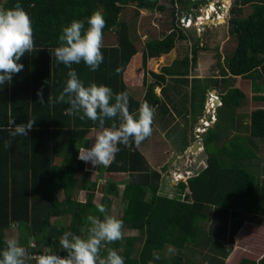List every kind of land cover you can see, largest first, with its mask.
Listing matches in <instances>:
<instances>
[{
	"label": "trees",
	"instance_id": "trees-1",
	"mask_svg": "<svg viewBox=\"0 0 264 264\" xmlns=\"http://www.w3.org/2000/svg\"><path fill=\"white\" fill-rule=\"evenodd\" d=\"M200 2L203 0H166L168 7H165L159 0H19L31 18L35 47L19 61L24 68L13 76L12 82L0 85V128H7L10 120L20 124L34 118L36 122L27 137L13 138L7 132H0V250L5 247V230L14 225L19 231V245L28 253L26 264H33L35 261L30 257L46 251L65 256L67 253L60 248L59 238L65 232L85 236L90 226L87 216L102 218L95 205L103 204L109 212L114 197L122 203L115 217L123 221V228L134 233L123 234L122 240L107 247L116 249L125 264H183L179 254L164 258L157 252L164 245L180 249L185 244L197 243L200 222L210 219L212 223L202 235V246L210 251L207 264H264V251L255 259H248L242 256L239 243L234 240V235L246 228L258 233L255 237L264 235V164L254 162L256 141L264 140L263 108L249 111L248 137H230L226 145L219 147L224 151L223 158L214 152L218 149V137L214 133L199 137L202 152L206 154L204 167L184 180L168 184L164 191L161 188L163 170L149 168L135 144L118 145L120 151L107 166L91 167L79 160L78 150L87 146V131L98 128V124L87 118L80 120L79 114L66 116L64 110L68 105L47 101L49 95L55 100L63 90L69 71L50 53L59 46L62 27L72 20L85 21L87 26L86 17L93 11L101 12L106 21L103 37L106 32H113L115 43L103 41V63L97 71H91L83 61L72 67L85 86L95 82L109 86L114 93L128 92L130 112H136L145 101L155 111L164 107L163 100L168 99L173 81L181 85L190 81V94H194L198 79L187 80L186 75L194 69L197 57L206 46H218L223 36L212 35V31L223 30L225 25L227 33L234 36V47L224 57L219 73L211 72L201 80L217 89L221 104L216 109L236 107L244 98L237 87L218 90L219 82L227 74L250 79L251 84L261 80L258 90L264 93V0H232L223 23L203 26V31L194 37L195 29L185 32L188 28L178 25L177 15L188 13ZM15 3L17 0H7L4 6L11 8ZM126 4L159 12L167 10L166 28L159 30L157 36L146 37L140 50L130 39L126 22L119 19L121 8ZM244 5H249V12L239 16ZM188 33H194L193 42L181 55L161 66L158 72L146 69L148 58L174 49ZM199 61L204 67L210 63L202 58ZM131 64L140 70V82H133L145 86L139 99L127 89L126 68ZM160 84L163 85L156 95L153 89ZM41 88L44 104L39 103L37 96ZM252 96L254 100L262 99L261 94ZM215 113L216 124L232 119L231 116L224 118L219 111ZM110 123L106 121V126ZM6 140H11L8 149L4 147ZM103 172H126L127 178L118 186L115 181L103 178ZM99 187L103 188L94 202V192ZM74 190L84 194L83 200L72 197ZM58 192L62 194L61 199ZM63 214L69 216L66 225L50 220ZM101 255H106V251L102 250Z\"/></svg>",
	"mask_w": 264,
	"mask_h": 264
},
{
	"label": "clouds",
	"instance_id": "clouds-1",
	"mask_svg": "<svg viewBox=\"0 0 264 264\" xmlns=\"http://www.w3.org/2000/svg\"><path fill=\"white\" fill-rule=\"evenodd\" d=\"M6 3L7 0L0 2V85L12 82L13 76L24 68L19 61L35 47L29 14L19 0L11 8L5 7ZM86 25L85 21L72 20L69 25L62 27L58 37L59 46L50 53L69 71L63 90L55 100L49 95L47 101L68 105L64 110L66 116L79 114L80 120L87 118L98 124L99 130L91 138V147H81L78 150V159L85 163L90 162L93 166H107L120 151L118 145L138 146L152 135L155 109L145 101L136 112H130L128 92L114 93L109 86L95 82L85 86L72 65L83 61L91 71L99 69L103 63L101 50L106 21L101 12L93 11L86 17ZM120 72L121 68L118 67L116 73ZM37 96L39 103L44 104L42 88L37 90ZM106 121H111L109 126H106ZM35 122L34 118L20 124L10 120L8 127L0 128V132H7L13 138L27 137ZM10 146L11 140H6L5 149ZM95 207L102 214V218L96 215L87 216L90 226L85 236L65 232L59 238V245L67 255L46 251L32 257L35 264H125L124 258L116 249L107 247L123 239V221L109 214L105 205L97 203ZM4 244L5 247L0 250V264H26L28 253L19 245L17 239L5 238ZM102 250L106 251V255H101Z\"/></svg>",
	"mask_w": 264,
	"mask_h": 264
},
{
	"label": "rangeland",
	"instance_id": "rangeland-1",
	"mask_svg": "<svg viewBox=\"0 0 264 264\" xmlns=\"http://www.w3.org/2000/svg\"><path fill=\"white\" fill-rule=\"evenodd\" d=\"M159 2L163 3L165 7H168V4L166 3V0H159ZM208 0H203V2H200L198 5H196L195 10L197 8H200V6H204ZM211 3V2H209ZM213 4H219V0H215L212 2ZM211 3V4H212ZM232 3V0H228V3L226 5L220 6L223 10H220V13L222 11V16L220 15L219 17L221 18V21H217L218 23H222L223 19L229 15L228 9ZM208 4V3H207ZM201 7V8H202ZM192 8V7H191ZM204 8V7H203ZM249 5H244L240 8L239 16H244L247 12H249ZM193 12V11H192ZM167 13V10L164 11H157L156 9L153 8H137L134 7V4H126L122 6L120 14H119V19L122 21L126 22L127 25V32L129 34L130 39L133 41L135 47L137 50H140L143 46V42L146 40V37H154L157 36L159 33V30L165 29L166 25L168 23L166 22L168 20V17L165 15ZM223 18V19H222ZM227 25L224 26L223 30L218 29L217 31H212V35L220 34L218 37H222L221 39V44H219L216 48H214V45H208L205 47L204 51L197 57L198 60L200 58L209 61L210 63L208 64V67L210 65V72H213L215 74L219 73L220 67L224 66V57L228 55L231 52V49L234 47V36L231 34L227 33ZM188 29H185V32H192L195 26H189L187 27ZM199 29V30H198ZM195 31L194 37L198 36L199 33L203 31L198 28ZM224 32V35L221 33ZM189 34V33H188ZM193 34H189L184 38L182 41L178 42L177 46L173 49L170 50L167 53L160 54L159 56L153 57V58H148L146 61V69H150L154 72L158 71L162 65H167L171 63L172 59L178 55L182 54V51L184 48H186L189 44L193 42ZM207 35L211 36V33L207 32ZM103 41L106 44H114L115 43V33L113 32H106L105 36L103 37ZM215 50V52L213 51ZM136 63L138 62V58L136 57L134 60ZM200 62V61H199ZM214 66V67H213ZM128 74L129 82H140V70L138 68H135V65H130L129 68L126 71V75ZM207 74V73H206ZM210 75V74H208ZM217 76V75H216ZM209 77V76H207ZM226 79L224 81H220L218 84V88L225 89L227 87H238L243 93H245V97L242 99L241 103L236 107H222L218 109L219 113L224 117H235V112H237V118L239 121H241L240 125H243V122L246 121V116L248 112L251 109L257 108V107H262L264 108V99L260 100L261 102L254 101V100H249L248 97L251 95V91L248 89V84L249 81L244 78H232L229 75L225 76ZM208 79V78H206ZM218 80V77L217 79ZM147 82L150 81V78L148 77ZM218 83V82H217ZM209 86V83L207 84ZM145 86L142 84V86H139L137 88H134V92L137 94L138 92H143ZM156 88H154V91ZM138 91V92H137ZM217 91V89H216ZM218 92V91H217ZM259 92V91H258ZM209 93L208 90L206 91V94ZM206 94L204 95V102H205V97ZM216 94V92H215ZM217 95V94H216ZM198 96V95H197ZM264 96V95H263ZM236 108V111H235ZM244 120V121H243ZM231 126V125H230ZM224 130L226 128L228 129V123L224 126H222ZM242 137V136H238ZM223 139H228V137H222ZM142 142V144H144ZM217 143V142H216ZM258 146V150H255V155H259L258 163L259 164H264V140L261 142H256ZM147 144V143H146ZM146 144L142 145V147L146 146ZM223 144H216L218 147L217 150L214 152H217V156H220L224 151L221 150L219 147H221ZM226 145V144H225ZM153 147V146H152ZM257 147V146H256ZM150 149L151 152H153V149L151 147H147ZM154 148V147H153ZM198 149V148H197ZM201 152V151H199ZM196 150L192 151V154H190L191 158L189 155L187 157L186 154H183L185 156H181V158L178 159V165L182 166L185 168L184 170L189 171V173L194 174L196 171L200 169V167H203V164H200V161L202 157H198L196 155ZM204 152H201L200 155H202ZM152 157L155 158V155L152 153ZM195 159V160H194ZM256 160V159H255ZM194 161V162H193ZM200 166H199V165ZM188 165V166H185ZM173 170V169H172ZM180 170V169H179ZM171 168L166 167V173L163 175L164 178V183L165 184H173L172 181V176L170 175ZM111 180L119 182L123 177L121 175H111ZM104 178V177H103ZM124 180V178H123ZM166 188V186H164ZM103 187H99L96 192H94L93 196V201L97 202L99 195L102 191ZM58 198H62L61 192H58L57 194ZM72 197L78 201L83 200L84 194L79 191V190H74L72 193ZM122 205V203L118 200V198H111V206L109 210V214L115 216L117 214L118 208ZM50 220L53 223L61 224V225H66L69 221V216L67 214H63L60 217L57 218H52L50 217ZM210 221H201V231L198 235V241L197 243H188L185 244L182 248L177 249L175 247H172L170 245H164V247L160 250V252H157L159 256H162L164 258H169L172 255L179 254L182 259H183V264H207V255L210 252L208 248L203 247V232H205L206 228L210 226ZM216 222V221H215ZM214 222V223H215ZM212 223V221H211ZM252 226V225H250ZM18 228L15 227L14 225H11L8 227V229L5 230V238H15L17 239L19 243V234H18ZM134 230L131 229H126L123 228V234L125 235H130L133 234ZM255 231L249 230V229H244L239 232H237L234 235V240L239 243V248L241 249L242 256L248 258V259H255L257 255L261 254L264 251V235L260 236H253L255 235ZM258 234V233H256ZM264 234V233H263ZM61 248V247H60ZM47 249V248H45ZM241 255V254H240ZM35 264V262L33 263Z\"/></svg>",
	"mask_w": 264,
	"mask_h": 264
},
{
	"label": "crops",
	"instance_id": "crops-1",
	"mask_svg": "<svg viewBox=\"0 0 264 264\" xmlns=\"http://www.w3.org/2000/svg\"><path fill=\"white\" fill-rule=\"evenodd\" d=\"M221 1L223 2L224 5H226L225 0H221ZM217 24H220V23H217ZM203 26L210 27V25H203ZM219 44H221V39L218 41V45ZM162 66H166V65H162ZM128 68L129 66L126 68V70ZM208 74H209V67H204L197 58L196 66L194 67L193 70L190 69L186 75L187 80L191 78L198 79V82L195 83L197 87H195L194 89V94H190V88H192L190 87V81L187 82V85L177 84V83H174V81L173 83H170L171 85L169 86L168 99L163 100L164 107L157 109L155 111L154 120L152 124V128H153L152 135L145 140L144 144L147 143L146 146L142 147V145H144L142 143L138 145V149L141 152V154L145 157L149 168H152L158 171L160 169L163 170L162 175H165L166 167L167 169L168 167L171 168V170L172 169L173 170L185 169L182 166L178 165V159L181 158V156H185L183 154H186L185 157L189 155V157L191 158L190 154H192V151L190 150V148L193 145V143H197V145L195 146L196 152H197L196 155H198V157L199 156L202 157V159L199 161H200V164L202 163L204 167L203 161L205 159L206 154L203 153L202 155H200V153L202 152L201 145L199 146L200 144L198 142L199 139L195 140L194 137H195V128L199 124V119L205 116L204 110H203L204 93L207 90L208 91L212 89L215 90L214 87H209L207 86L206 82L201 81L205 77L209 76ZM124 76L126 77L125 71H124ZM165 77H167L166 79H170L169 78L170 76L166 75ZM230 77L236 78V76H230ZM237 78H241V77L237 76ZM127 80L129 79L127 78ZM247 80L249 81L248 89L249 91H251L250 92L251 95L248 97V99L254 100L252 95H258V94H261L262 98L264 99V96H263L264 93H261L258 90V85L261 84V80L258 79L255 82H252V84H251L250 79H247ZM161 85L163 84H160L159 86L154 87L156 88V90L154 91L156 95L159 93V89ZM139 86L141 85L134 83V82H129V85H127L128 91L135 98H138V99L141 97L142 92L137 91L138 93L136 94L133 90L134 88H137ZM218 90L220 91L221 89L218 88ZM254 101L261 102L260 100H254ZM236 108H235V111H236ZM259 108H262V107H259ZM217 111L218 109H216V112ZM237 112L238 111L235 112V117H232V119L229 121H226L224 123L218 122V124L214 123L210 125L207 128V130L200 133L198 137L209 136V134L212 132L215 134V137H218L216 144H219V143L223 144L226 141H229L231 139L230 137H238V136L248 137V114L246 116L247 117L246 121L243 120L244 121L243 125H240L241 124L240 122L242 120L241 121L238 120ZM227 123H228L229 128L228 129L226 128V130H224L222 126L226 125ZM98 130H99L98 128L91 127L87 131L86 136H85L87 139L86 147H91L93 143L91 138L96 135ZM222 137H228V139H223ZM256 142H261V140L259 139ZM148 146L153 149V152H151L150 149L147 148ZM258 146L259 145H257L254 151L255 150L257 151L259 149ZM152 153L155 155V158L152 157ZM224 156L225 154L222 153L220 154L219 158H223ZM255 159H254V162L256 161V163H258L257 161L259 159V155ZM87 164L93 167V165L90 162ZM185 166H188V165H185ZM203 167H200V168H203ZM102 174L105 179H111L110 176L113 174L121 175L124 178V180L122 178L119 182L115 181L118 184V186H122V184L125 182L127 178L126 172H106V173L103 172ZM164 186H166V188ZM161 188L164 191H166L167 189V184L164 183L163 176H162Z\"/></svg>",
	"mask_w": 264,
	"mask_h": 264
},
{
	"label": "built area",
	"instance_id": "built-area-1",
	"mask_svg": "<svg viewBox=\"0 0 264 264\" xmlns=\"http://www.w3.org/2000/svg\"><path fill=\"white\" fill-rule=\"evenodd\" d=\"M215 0H208V4L206 3L203 7L200 6V8H197L195 10L194 6L190 8V11L188 13H181L177 15V23L182 28H187L189 26H195L194 29L200 28V30L203 29V25L205 23H208V25H216L218 22V17L222 16V11L220 13V10H223L220 8V6H223V2L219 0V4H213ZM211 2V3H209ZM223 4V5H221ZM211 5V6H210ZM196 7V6H195ZM202 7V8H201ZM211 7V9H210ZM210 11L209 14H207V11ZM193 11V12H192ZM223 19V18H222ZM224 20V19H223ZM195 30V31H196ZM199 30V29H198ZM197 30V31H198ZM209 93L206 94L205 102H203V110L205 116L203 118L199 119V124L195 128V139H199V134L204 132L207 127H209L211 124H213L216 121V107L219 106L220 100L218 95L215 94V92L208 91ZM190 175L189 171L186 170H172L171 176H172V183L174 184L177 180H184L185 177ZM32 258V257H30Z\"/></svg>",
	"mask_w": 264,
	"mask_h": 264
},
{
	"label": "water",
	"instance_id": "water-1",
	"mask_svg": "<svg viewBox=\"0 0 264 264\" xmlns=\"http://www.w3.org/2000/svg\"><path fill=\"white\" fill-rule=\"evenodd\" d=\"M205 25H208V23H205ZM214 89L210 90L211 92H213ZM197 145V143H193V145L191 146L190 150L194 151L196 150L195 146Z\"/></svg>",
	"mask_w": 264,
	"mask_h": 264
},
{
	"label": "bare ground",
	"instance_id": "bare-ground-1",
	"mask_svg": "<svg viewBox=\"0 0 264 264\" xmlns=\"http://www.w3.org/2000/svg\"><path fill=\"white\" fill-rule=\"evenodd\" d=\"M228 3V0H225V4H227ZM211 6V5H210ZM211 8V7H210ZM210 12H209V10L207 11V14H209ZM218 21H221V18L220 17H218Z\"/></svg>",
	"mask_w": 264,
	"mask_h": 264
}]
</instances>
